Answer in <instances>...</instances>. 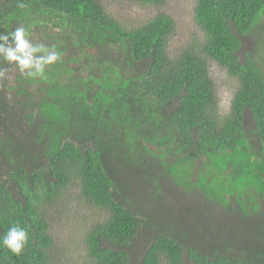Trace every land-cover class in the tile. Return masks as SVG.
<instances>
[{"label": "trees", "instance_id": "1", "mask_svg": "<svg viewBox=\"0 0 264 264\" xmlns=\"http://www.w3.org/2000/svg\"><path fill=\"white\" fill-rule=\"evenodd\" d=\"M194 11L205 38L170 53L166 12L127 28L100 0H0V32L23 26L61 53L43 77L16 73L15 88V66L0 59L9 69L0 81V237L14 224L28 232L19 254L0 247V264H57L50 210L77 181L82 199L108 213L85 233L93 264H132L143 231L151 239L138 264H264V71L241 53L264 0H196ZM210 61L238 83L225 117ZM219 179L232 182L223 193ZM188 191L224 201L226 224L204 216L198 228L217 242L183 233L184 243L170 225L192 213ZM235 216L241 231L229 225Z\"/></svg>", "mask_w": 264, "mask_h": 264}, {"label": "rangeland", "instance_id": "2", "mask_svg": "<svg viewBox=\"0 0 264 264\" xmlns=\"http://www.w3.org/2000/svg\"><path fill=\"white\" fill-rule=\"evenodd\" d=\"M100 1L103 3V6H105L107 11L112 13V16L119 19L127 28H135L140 25V23L150 19V17L158 11L170 14L175 20V30L169 41L170 53L179 51L190 43L203 41L205 38L202 29L194 18L196 0H166L161 9L156 5L143 6L135 0ZM259 22L260 19L255 27L258 26ZM32 40L39 41L38 33H35V37H32ZM241 53L244 55L247 53L255 56L258 63L263 66L262 68L264 71L263 17L260 26H258L249 36L244 38ZM11 71L8 84L11 88H15V83L17 82L15 75L19 71L16 69ZM82 74L84 75V72H82ZM209 75L215 83L219 102V113L222 117H225L229 112L231 100L237 89V80L229 75L226 68L221 67L215 61H210ZM250 125L251 122L247 120L244 125V130L247 131ZM211 162L212 164L210 163L209 170L212 171V177L214 178V175L219 173V170L226 165V160L222 156L213 157ZM201 166H203L202 163L198 162L197 169L194 172V178H192L193 181L197 180ZM221 182H223V187L219 188V193L225 192L226 184L229 185L232 183L229 182V180L226 181V179H219L218 185ZM80 191V182L77 181L63 193L54 205L51 206L50 218L53 227L52 233L56 241V254L53 257V262H56L57 264H93L87 256L85 233L91 227L92 222L96 220H106L108 218V213L106 211L91 206L88 202L84 201L81 197ZM190 192L191 191H188V195H184V197L190 201V205L193 207L192 213L185 214L186 217H183V212H180V214L178 213V216H181L182 218L172 219L170 225L174 230L178 231L177 234L180 235L186 243V236L193 241L200 243L203 240L207 244L217 242L216 236L212 237L208 234H203L201 231L198 232V228L201 226V223L209 221L205 218H201L204 216H207L212 220L210 222L211 224H214L212 222H219L220 219L223 224H226V210L223 206L224 201H221L220 197L206 199L204 201L205 198L202 194L199 197L197 195L189 198ZM173 193L172 190L168 191V196L171 197ZM196 203L198 204L195 205ZM188 217H190L191 221L193 219L195 220L188 223L184 220ZM229 225L234 227L237 231H241V228H244L242 226V221L238 216L233 217ZM216 226L218 227L217 224ZM224 228L222 229V234L225 238L226 236L229 238L228 229L226 230V227ZM211 231L214 230L211 229ZM150 239L148 233L143 231L133 241V246L131 245L132 248H130L133 256L132 264H138L139 259H141L148 247Z\"/></svg>", "mask_w": 264, "mask_h": 264}, {"label": "clouds", "instance_id": "3", "mask_svg": "<svg viewBox=\"0 0 264 264\" xmlns=\"http://www.w3.org/2000/svg\"><path fill=\"white\" fill-rule=\"evenodd\" d=\"M0 59L9 65H14L21 75L37 78L45 75L47 66L60 61L61 53L56 50L55 46L49 48L43 43L34 44L28 38L25 27L17 26L7 33L0 32ZM8 71V68L0 67V81L7 78ZM183 242L186 243L185 240ZM27 243L28 232L19 224L11 226L0 237V247H6L15 254H19Z\"/></svg>", "mask_w": 264, "mask_h": 264}, {"label": "flooded vegetation", "instance_id": "4", "mask_svg": "<svg viewBox=\"0 0 264 264\" xmlns=\"http://www.w3.org/2000/svg\"><path fill=\"white\" fill-rule=\"evenodd\" d=\"M11 93H12V92H8V94H10V96H11ZM10 96H9V97H10Z\"/></svg>", "mask_w": 264, "mask_h": 264}]
</instances>
